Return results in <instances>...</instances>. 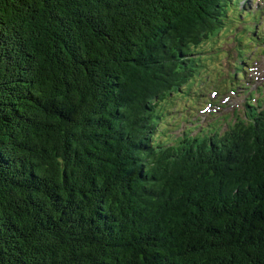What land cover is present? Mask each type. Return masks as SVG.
I'll return each mask as SVG.
<instances>
[{"label":"trees","instance_id":"trees-1","mask_svg":"<svg viewBox=\"0 0 264 264\" xmlns=\"http://www.w3.org/2000/svg\"><path fill=\"white\" fill-rule=\"evenodd\" d=\"M223 2L0 0V264H264V109L158 136Z\"/></svg>","mask_w":264,"mask_h":264},{"label":"rangeland","instance_id":"rangeland-1","mask_svg":"<svg viewBox=\"0 0 264 264\" xmlns=\"http://www.w3.org/2000/svg\"><path fill=\"white\" fill-rule=\"evenodd\" d=\"M242 1H243L242 3L246 2L249 5L251 11L252 10L254 11L256 8H259L262 10L264 15V11H263L264 5L258 4L256 0H242ZM225 3L226 1L220 4L219 6L218 9L219 13L216 16L217 21H215L211 17L207 18L208 21L207 24H209L208 29H216L213 31L211 36L216 37L217 35H219V39L217 43L218 48H216L212 53L205 55L204 59L196 65V67L194 68L193 77L191 78L190 83L185 87V92L183 96L178 97L177 102L165 101L163 103L162 112L164 114V118L162 121L161 133L158 135L163 140L170 138L173 134L178 132L177 129L178 124L181 122V119H179L178 112L184 111V112H191V114H193V110L198 107L197 104L199 100L197 95H199V93H201L202 91H207L209 89L207 92L203 93L202 98L205 99L209 97L212 100L211 103L215 104L216 106L211 105L210 107L215 108L216 113L213 111L211 113H208L207 110L206 112L200 113L199 112L200 110H197L196 112L197 114H195V119H197V123H200L201 121H205L206 123L207 122L212 123L215 119L210 115H215L216 117H222L223 115L228 113L232 117V113L235 109H240V111H242L243 109V104H242L243 97L237 98L236 95L230 93V94H225L221 98L217 93L213 94L214 90L210 88L217 87L221 92L224 90L226 86L232 85L234 88H237L238 82L235 81L233 74H229L227 72L230 71L228 69L230 62L234 58L236 59V57L232 54H239L240 56L239 59H242L250 50V48L247 47L246 45L248 43L256 44L250 38L246 37L245 32H243L241 28L245 26L247 30L252 31V29H254L256 26L255 32L261 36L260 38L262 41H260V44L261 46H263L264 21L263 18L261 17L257 19H254L253 17L250 18L242 12L243 17H239V19L235 23L229 24L226 18L227 12L222 13L221 10L225 9L226 11H229V14L232 17L239 15L240 11L237 7L236 1L233 5L229 4L228 7L227 5H225ZM247 13L249 14L250 12ZM189 24L190 23L188 22L185 23V27L190 26ZM189 32L192 34H196L197 32H199V29L197 27H194L191 28V30L189 29ZM194 36H197V34ZM195 40L198 41L201 39L200 37H197ZM252 50L255 51L257 54L256 55L253 54L252 56L248 55L247 68L249 67L250 68L249 70L248 69L246 70V82L249 85H251L252 89H255L259 85H264V54L260 53V55L257 56L260 52V49L254 48ZM225 63H226V68H224ZM253 70L255 71V73H251L254 72ZM167 78L170 79L169 77ZM140 83L141 82H139L138 84ZM138 84H135L136 88L138 87ZM263 88L264 87L261 86L258 92L260 93L263 90ZM263 96L264 95H262L261 97L259 105L263 104V100H262ZM201 102H205V101L202 100ZM204 106H206V104L200 105V108H203ZM225 119H227V117L223 116L221 120L217 121L216 124L218 125L221 121ZM216 124L213 127L204 126L202 134L212 135ZM188 126H189L188 132L194 130L193 126H191L190 124H188ZM178 134H181V130L175 135ZM150 149L153 151V153H156L155 148L150 146ZM255 153H256L255 155H262L264 160V149L262 151L258 150ZM255 160L257 159L254 158L252 162ZM245 164L246 163H242L241 166H245ZM217 170L222 171L225 169L218 167ZM238 172H239L238 168L229 171L227 170L226 174L221 175L219 177L236 178ZM181 182L182 181H179V179H177L174 182L177 185L178 189Z\"/></svg>","mask_w":264,"mask_h":264},{"label":"bare ground","instance_id":"bare-ground-1","mask_svg":"<svg viewBox=\"0 0 264 264\" xmlns=\"http://www.w3.org/2000/svg\"><path fill=\"white\" fill-rule=\"evenodd\" d=\"M256 1H257L258 4L262 5L260 3V1H258V0H256ZM243 13L246 14L250 18L253 17L254 19H257V18H260V17L263 18V16H264L262 10L259 9V8H256L254 11L252 10L249 14L243 10ZM252 39L255 40V41H262L259 34H253L252 35ZM241 88H242V86L239 85L236 89H241ZM252 96L256 100V102L259 104V102L261 100V98L259 97V92L256 90L255 93L252 94Z\"/></svg>","mask_w":264,"mask_h":264}]
</instances>
